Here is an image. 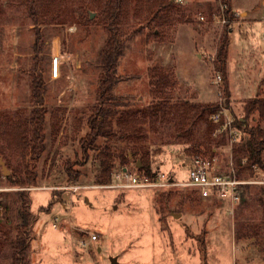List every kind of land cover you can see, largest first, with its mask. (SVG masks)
Listing matches in <instances>:
<instances>
[{
  "label": "rangeland",
  "instance_id": "1",
  "mask_svg": "<svg viewBox=\"0 0 264 264\" xmlns=\"http://www.w3.org/2000/svg\"><path fill=\"white\" fill-rule=\"evenodd\" d=\"M25 1L0 0V159L9 171L5 174L0 164V264H10L18 235L19 192L27 195L33 217L30 264H112L113 257L117 264H264V172L254 166L253 174L239 176L258 182L241 187L234 214L228 197L204 199L192 188L114 187L102 153L84 151L81 142L97 105L96 60L107 36L97 0H44L62 6L66 23L43 24L35 23ZM176 3L180 9L171 11V19L139 22L140 30L125 41L113 93L115 108L134 114L123 128H136L135 133L129 129V138L112 141L140 148L125 166L133 173L141 157L178 181L188 179L196 156L214 157L224 173L236 171L234 144L213 122L214 113L209 120L215 127L208 133L205 121L192 129L190 110L186 120L173 110L182 102L218 103L235 119H246L245 102L259 91L264 98V0H231L235 17L226 24L214 19L222 0ZM182 14L189 21L182 22ZM224 34L230 38L229 57L220 71ZM56 56L62 58L58 77L52 74ZM153 69L168 76L157 98ZM217 74L219 85L213 83ZM35 76L47 110L45 150L25 168L15 129L18 118L29 117L39 106L33 98ZM161 99L171 110L166 117H142ZM254 117L248 118L250 125ZM119 121L114 120L116 128ZM184 122L193 132H181ZM114 165L116 174L122 166L118 160ZM67 166L75 178L70 179ZM27 171L35 182L19 184L17 179L27 182Z\"/></svg>",
  "mask_w": 264,
  "mask_h": 264
},
{
  "label": "trees",
  "instance_id": "2",
  "mask_svg": "<svg viewBox=\"0 0 264 264\" xmlns=\"http://www.w3.org/2000/svg\"><path fill=\"white\" fill-rule=\"evenodd\" d=\"M52 1V0H50ZM44 0H27L26 6L30 15L34 18L35 23H56L60 20L61 23H66L63 19L62 6L54 7L51 3L43 4ZM175 2V3H174ZM176 0H97L98 8L101 11L99 22L106 29L107 36L103 45L98 51L97 66L100 69L98 76V91H97V105L93 108V112L88 119L89 133L81 141L83 143L84 151L89 149L98 150L102 153V166L105 167L108 174V181H114V176L117 173L127 169L125 166L132 158L140 153V148L135 150L122 147L113 142V139L129 138V129L134 132L136 127L124 129L123 125L133 118V115L120 112L116 109V96L114 95V85L116 82V74L118 68V61L125 49V41L131 35L132 31L138 30L136 27L139 22H147L149 24L160 22L164 24L168 19H171V11L175 12L180 9ZM222 5H227L226 15L231 21L235 17V12L232 10L231 0H222ZM130 7L133 8L134 13L130 16ZM43 8H47L46 13ZM220 11V9H219ZM217 11L214 15L219 14ZM145 14H144V13ZM91 18V12H89ZM182 22L189 21V16L182 14L179 18ZM140 30V29H139ZM230 38L228 34H224L219 41V51L217 57V66L220 71H225L226 63L228 61V48ZM152 80L157 85V88L152 91V94L157 98L160 91H164L167 87L168 76L165 72H160L157 69L152 70ZM40 78L35 76L33 84V98L39 106L35 107L32 114L26 118H18L17 121V140L18 150L21 159L25 162V168H29V163L40 158L45 150V135H44V120L47 110L43 107L44 93L39 82ZM159 88V89H158ZM227 94V92H226ZM162 95V94H160ZM160 99V97L158 98ZM112 106L114 108H112ZM193 113L192 129L195 125L205 121L207 124V132L214 129V125L210 122L209 116L212 113L220 110L218 103H189L182 102L176 108L180 116H184L185 120L188 117V111ZM171 111L165 100H155L143 111L142 117H148L152 120L166 117ZM244 112L246 119H235V125L240 131V139L233 145V161L235 164L237 176H242L246 173L253 174V167L264 172V98L261 91L258 94L248 99L244 105ZM258 115L253 118V125H250L248 118ZM57 117L56 111L52 113V125L54 127L53 119ZM119 117L117 128L113 125L114 120ZM126 119V121H125ZM257 120V121H255ZM187 122V121H186ZM186 122L181 125V132L188 134L193 132L192 129L185 127ZM136 123V122H135ZM135 133V132H134ZM190 137V136H188ZM99 141L104 144L100 145ZM1 154V153H0ZM115 160H118L122 166L121 170L113 174L112 168L115 166ZM136 168L138 172H144L149 176H155L158 172L149 164L147 157H141L136 160ZM67 173L70 179L75 178L73 170L67 166ZM27 182H21L17 179L19 184L34 183L35 178L26 172ZM241 197L242 192H240ZM22 199V205L19 209V219L16 223L18 235L13 242L12 256L10 264H30L28 258L29 244V230L32 224V214L30 212L31 205L25 193L19 192Z\"/></svg>",
  "mask_w": 264,
  "mask_h": 264
},
{
  "label": "built area",
  "instance_id": "3",
  "mask_svg": "<svg viewBox=\"0 0 264 264\" xmlns=\"http://www.w3.org/2000/svg\"><path fill=\"white\" fill-rule=\"evenodd\" d=\"M176 1L181 2L182 0ZM221 6L220 13L214 15V19L218 23L226 24L230 22L226 15L227 5L223 4ZM61 60L60 56H56L53 59L52 74L54 77L59 76V64ZM221 81V75L217 74L213 83L219 85ZM212 119L213 122L220 125L219 131L225 132L231 144L239 141L240 131L235 125V118L229 113L227 108H222L218 112H215ZM257 182L251 179H241L233 169L227 173L222 172L214 157L196 156L188 167L187 180L178 181L173 176L160 171L151 177L144 172L133 173L128 169H124L116 174L112 184L114 187L118 185L116 187L129 188H192L204 199L228 197L232 207L231 214H234L241 199V187L245 184Z\"/></svg>",
  "mask_w": 264,
  "mask_h": 264
},
{
  "label": "water",
  "instance_id": "4",
  "mask_svg": "<svg viewBox=\"0 0 264 264\" xmlns=\"http://www.w3.org/2000/svg\"><path fill=\"white\" fill-rule=\"evenodd\" d=\"M92 17H94V13H92L91 14V18ZM0 164L2 165V169H3V172L6 174H8L9 173V171H8V169H7V167L5 166V163H4V161L2 160V159H0ZM126 170V169H125ZM111 261H112V264H117V258H115V257H113L112 259H111Z\"/></svg>",
  "mask_w": 264,
  "mask_h": 264
}]
</instances>
